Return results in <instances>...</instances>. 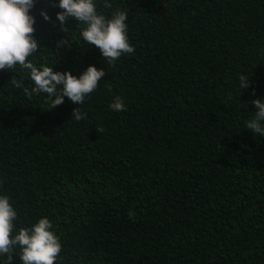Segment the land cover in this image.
<instances>
[{"label":"trees","instance_id":"obj_1","mask_svg":"<svg viewBox=\"0 0 264 264\" xmlns=\"http://www.w3.org/2000/svg\"><path fill=\"white\" fill-rule=\"evenodd\" d=\"M53 3L33 12L34 62L107 74L76 121L77 104L52 110L14 86H32L27 71L0 70V191L17 227L47 216L58 264H264V137L245 127L264 99V0H98L105 16L129 13L135 51L115 65L75 19L70 48L57 49L68 37ZM115 96L125 111L111 110Z\"/></svg>","mask_w":264,"mask_h":264},{"label":"clouds","instance_id":"obj_2","mask_svg":"<svg viewBox=\"0 0 264 264\" xmlns=\"http://www.w3.org/2000/svg\"><path fill=\"white\" fill-rule=\"evenodd\" d=\"M37 2L0 0V70L19 68L27 71L32 82L30 88L25 87L23 77L12 79L14 86L23 88L27 97L44 95L52 110L68 98L78 105L73 118L76 121L86 120L88 113L82 110V106L107 72L105 68L98 69L91 65L76 76L71 71H54L57 64L50 66L34 62L36 54L43 49L35 36L37 20L33 12ZM52 6L61 10L56 14V21L60 25L58 31L68 37L57 42V49L69 47L71 27L68 22L75 19L82 40L98 48L107 63L115 65L123 55L134 53L129 39V13L126 9L118 8L109 17L98 11V0H58ZM104 6L111 7L109 0H104ZM40 16L46 22L53 23L46 10H41ZM238 79V88L244 91L252 84L251 76L246 72L241 73ZM252 104L256 111L245 121V127L253 135L264 137V99H256ZM110 108L115 112L125 111L124 98L115 96ZM134 216L135 213L130 211L129 218ZM17 220L18 210L11 196L0 191V264H11L16 252H19L21 264H58L62 242L54 231L53 222L45 216L29 227L18 228Z\"/></svg>","mask_w":264,"mask_h":264}]
</instances>
